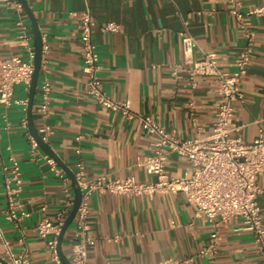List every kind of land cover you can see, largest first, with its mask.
<instances>
[{"label": "crops", "instance_id": "0c3cea01", "mask_svg": "<svg viewBox=\"0 0 264 264\" xmlns=\"http://www.w3.org/2000/svg\"><path fill=\"white\" fill-rule=\"evenodd\" d=\"M26 2L46 46L32 105L33 123L37 131L44 124L52 129L47 144L74 173L77 163L82 162L81 180L98 176H132L147 182L155 179L137 164L139 158L152 152L154 136L141 128L138 119L111 111L88 94L78 20L86 7L95 19L98 77L105 93L114 100H128L134 113L151 115L180 139L210 136L218 103L217 83L211 76H197L192 87L188 69L192 61L203 58V53L213 52L221 71L236 70L244 38L238 21L229 12L228 0ZM263 4L264 0H241L240 9L246 12ZM17 19L18 14L0 0V60L28 57L19 45ZM183 20L188 21V31L196 39L192 54L183 51ZM24 21L33 44V27L25 11ZM249 21L255 33L254 51L241 83L243 99L236 103L231 125L232 135L247 143L264 132V14L251 16ZM110 22L119 24L120 30L104 31ZM45 80L51 91L48 115L42 120L38 107L40 86ZM28 97L29 88L15 86V99ZM26 114L27 105L14 103L6 108L0 104V233L14 252L26 250L31 264H62L53 258L48 240L37 234L36 226L44 217L53 220L64 207V184L44 159L48 154L40 146L34 155L30 154L31 133L22 126ZM10 155L20 163L23 179L15 202L28 213L18 225L6 219L4 184L11 171ZM188 169V160L176 153L167 160L166 170L171 177L183 176ZM257 185L264 222V174L257 177ZM43 205L45 211L41 210ZM89 207L88 222L94 238L88 247L91 264H156L167 258H177L183 264H263L253 234L239 229L240 221L219 223L214 228L205 218L194 215L181 193H159L150 199L96 192L89 199ZM74 229L73 219L61 243L69 261ZM214 232L215 239L211 236ZM210 244L215 245V251L201 255V249ZM4 253L0 239V264H6Z\"/></svg>", "mask_w": 264, "mask_h": 264}, {"label": "built area", "instance_id": "2783aa9c", "mask_svg": "<svg viewBox=\"0 0 264 264\" xmlns=\"http://www.w3.org/2000/svg\"><path fill=\"white\" fill-rule=\"evenodd\" d=\"M6 6L18 14L17 26L19 45L28 52L23 59L12 56L0 60V104L9 107L12 104L27 105L28 100L14 98V88L23 84L29 88L34 73V45L28 25L24 21V9L19 0H3ZM229 12L238 21L242 30L244 45L236 58V70L233 73L221 71L217 66V55L213 52L203 53V58L192 61L188 69L190 84L196 85L197 76H211L217 86L215 93L218 103L215 112V121L212 133L207 138L180 139L174 130L167 131L158 124L149 114L134 113L130 102L114 100L101 87L98 71L100 68L97 45L93 37L95 19L88 7L78 14L81 30L82 72L87 78L88 94L105 108L118 112L130 119H138L141 128L152 140V152L137 160L148 174L155 177L153 181H138L134 177L113 178L98 176L92 179L81 180L83 175L82 162L77 163L75 177L82 192L81 202L74 217L75 229L70 251L71 264H91L88 260V247L94 238L90 234L88 216L90 213L89 199L93 193H110L114 195L145 196L153 198L156 194L181 193L193 207L196 217H203L215 228L219 223H228L232 220L240 221V228L253 234L254 243L264 264V222L257 201L259 187L257 177L264 174V132L261 131L252 142H244L241 137L232 135V122L235 115L236 103L242 101L243 92L241 83L248 73L253 55L254 30L249 18L262 16L264 4L258 5L246 12L241 11V0H228ZM74 14V13H73ZM184 30L180 33L182 47L185 54H192L196 39L188 31V21L183 20ZM104 31L117 32L120 25L114 22L107 23ZM46 46H43V50ZM176 70L173 74L176 75ZM51 85L45 80L40 86L41 101L38 114L42 120L48 115ZM22 126L28 128L26 118ZM8 127V126H7ZM42 141L48 142L52 129L44 124L38 130ZM29 134V133H28ZM30 154L34 155L39 148L37 141L29 134ZM80 136L77 137L79 139ZM176 153L189 162V169L183 176L171 177L166 170V163L170 155ZM44 159L51 169L63 182V191L66 197L64 207L59 210L53 220L44 217L37 226V234L48 240L52 256L59 262L57 251L58 236L64 225L68 212L73 206L74 197L67 185L68 176L56 161L49 155ZM10 175L5 178V197L7 201L6 219L18 225L22 218L28 216L15 202L17 195L22 191L23 179L20 163L12 155ZM18 208L20 211H18ZM46 210V205L41 207ZM214 239L217 234L211 235ZM0 239L5 245L2 260L6 264H31L26 250L14 252L7 240L0 233ZM23 241L22 239L20 240ZM215 251V245L210 244L201 249L205 255ZM1 263V262H0ZM156 264H183L177 258H167Z\"/></svg>", "mask_w": 264, "mask_h": 264}, {"label": "water", "instance_id": "95a60500", "mask_svg": "<svg viewBox=\"0 0 264 264\" xmlns=\"http://www.w3.org/2000/svg\"><path fill=\"white\" fill-rule=\"evenodd\" d=\"M23 6V9L25 11V13L28 15L32 27H33V45H34V51H35V57H34V73H33V77L29 86V97H28V103H27V121H28V129L30 131V133L32 134V136L34 137V139L37 141L38 145L50 156L52 157L56 163L62 167L65 172L68 174V176L70 177L73 187H74V203L73 206L68 214V216L65 219L64 225L60 231V234L58 236V244H57V251H58V256L60 259V262L62 264H71V262L68 260L67 257H65V255L62 252L61 249V243H62V237L65 233V231L67 230V228L69 227V225L71 224V222L73 221L77 209L79 207V204L81 202V198H82V192L81 189L78 186V181L75 177L74 172L68 168L60 159H58V157L51 151L49 145L47 143H45L44 141H42L40 134L38 133L36 127L34 126L33 123V119H32V105H33V100H34V95L36 92V88H37V84H38V77H39V72L41 69V63H42V55H43V41H42V34L38 28V23L36 21V18L34 17L32 11L30 10V8L28 7V4L26 2V0H19Z\"/></svg>", "mask_w": 264, "mask_h": 264}]
</instances>
